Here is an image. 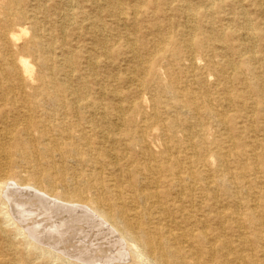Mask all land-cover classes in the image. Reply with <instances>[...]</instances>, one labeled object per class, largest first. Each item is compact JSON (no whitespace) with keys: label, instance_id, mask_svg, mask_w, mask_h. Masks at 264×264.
I'll return each instance as SVG.
<instances>
[{"label":"bare ground","instance_id":"bare-ground-1","mask_svg":"<svg viewBox=\"0 0 264 264\" xmlns=\"http://www.w3.org/2000/svg\"><path fill=\"white\" fill-rule=\"evenodd\" d=\"M17 1L3 0L5 5L4 12L1 13L2 16H21ZM111 1L116 4L115 0ZM199 1L200 3H198L202 6L208 0ZM257 1L264 5V0ZM64 2L67 3V9L64 13L68 16L73 10L71 8L72 0H64ZM223 2L224 0H212L208 3L212 6L213 12L209 11V8L201 10L202 8L199 5H187V7L182 6L180 8L187 16L195 18V20L199 17L201 21V18H203L204 22L212 27L217 19H221L213 15L219 12ZM101 4L103 5V3ZM10 12L12 13L8 14ZM118 12H122L119 6ZM137 12L139 13V11ZM241 19L244 30L243 35L234 33L231 35V39L233 42V40H240L245 36L247 43H242L245 53H243L240 63L235 61L237 64L230 61L226 62L223 58L226 62L225 67L230 72L227 79L235 76L236 81H238L242 78L246 87L257 93L264 91V82H262V85L259 82H246L239 75L241 70H247L255 74L257 65H260L264 70V59L252 53L255 43L260 40L264 41V24L257 23L254 25L251 16L246 12L243 13ZM18 21L23 20L19 18ZM29 22L31 27L22 28L21 30L24 35L28 34L27 29L32 31L30 38L24 43L22 54L19 57L9 55L4 60L7 65L6 75L12 76L13 80L8 81V83L0 80V90L2 92L0 94V126H2L0 128V140L3 143L15 142L17 146L13 150H7L6 146L0 143V208H2V213H0V236H4L6 240L8 238L7 234L9 233L2 226L5 224L3 222V218H5L16 229V236H20L25 241L24 245L29 255L38 259L43 258L45 263L50 261L53 264H129L131 262L138 264L147 259L145 258L146 255L138 253L135 249L141 248L146 250L149 260L160 261L162 264H209L203 256L208 254L213 257L217 252V245H215L211 236L209 237L207 234L210 230L209 224L213 219L212 202L216 198L213 171L218 172L217 170H220V172H223L227 178L226 180L235 179L237 181L239 179V183L242 186L246 184L249 189L260 185V198L264 200V181H259L256 178L258 174L264 175V157L257 158L256 162H253V166L250 167L249 172L247 171L253 177L246 180V177L250 176L246 175L247 172L235 174L225 170L226 167L230 166L231 160H234V164L236 163L239 166L245 165L244 160L241 159L243 154L237 151L238 145L232 138L233 136L230 135L221 139L216 135H212L208 139L204 138L199 145L206 146L205 148L198 153L186 154L181 157L182 148L188 149L195 146L193 133L179 130V126L177 127L176 123L172 121L164 124L157 122L162 127L159 139L165 141V145L160 153L161 156L152 155L150 163L146 165L147 174L150 178L146 185L134 179L128 194L123 189L112 186L113 184L110 185L108 181L103 180L98 175H86L84 177V174L77 173L71 178L73 187L69 192L57 191L53 184L58 179L64 181L65 175L62 174L61 167L59 168L52 161L54 157L59 156L58 154L64 155L65 151L74 152L78 155V158L75 159L77 162L87 163L88 160L82 158V147L90 151L89 147L95 145L101 148L100 151L106 160L116 159L118 155L115 154L117 153L116 149L104 148L107 141L114 139L116 124L112 125L111 122H108L106 113L103 114L102 118H99L96 115V111L99 110L97 104L89 99L83 89L80 91L71 87L70 77H72L71 73L74 65L73 58L55 56L53 34H48L50 42H47L41 27L38 26L39 24L34 20ZM3 24L9 28L12 23L11 21H5ZM183 33L186 37L183 49L190 56L194 69H196L198 63L196 57L193 56L194 51L198 50L201 52L199 55L210 58L215 53L217 44L221 42L218 36L217 38L197 39L194 32L189 28H186ZM1 38L17 42L22 39V36L11 33L9 29H6L0 34ZM167 42L166 37H162L161 40L156 42L157 51H163ZM35 51L40 54L37 60H40L41 65L49 69L46 76L38 72L30 60L27 59V52L33 54ZM177 52L180 53L181 49H177ZM224 56L227 57L225 54ZM147 65L148 63L139 67L138 72L150 73L151 67L149 65L147 67ZM261 80L264 81V79ZM166 88L174 95L176 105L179 108L187 107L191 109L193 115H198L202 103H198L197 97L193 96L187 88H182L180 85L173 83L171 85L167 84ZM227 101L241 107L245 115L249 113L244 101L233 97L228 98ZM209 102L208 100L203 104ZM255 108H258L256 103ZM208 113L222 123L228 120L230 123L235 124V118L228 115L227 109L223 111L211 109ZM131 115L127 119L130 126L126 129L127 134H124L126 136L124 140H131V148L135 149L148 141L150 131L157 124L155 120L157 115L150 116L149 114L148 116L139 104L133 106ZM70 117L76 118L79 122L85 119L83 125H77L79 126V135L75 131L77 121L72 122L69 120ZM139 122L142 125H139ZM188 125L195 131L203 126L199 119L194 124ZM103 128H106V130H103ZM96 132H99L97 136L95 135ZM178 133L184 135L180 145L174 141ZM76 140L81 142V150L75 147ZM122 140L123 138L119 139V141ZM25 143L29 144L27 149L23 148ZM172 143H174L173 146H171ZM25 161H27L26 164ZM42 166L45 167V169H42L43 171L41 170ZM23 167H26L29 172L21 170ZM244 169L247 170L248 168L244 166ZM23 173L29 175L25 176ZM239 183L232 182L233 187L229 184V188L238 189ZM159 187L162 189H159ZM164 187L174 188L177 194L172 195L169 191L164 190ZM240 195L236 191L233 197L239 199ZM185 202L192 206H195V202H199L200 209L209 208L208 214L204 215V219H200V222L193 227L195 229H191L190 232L183 231L179 227V222L173 218L176 211L183 212ZM245 204L247 205V203ZM246 207L247 213L244 216L247 220L256 222L264 219V213L256 211L259 206L248 205ZM261 208L264 210V204ZM226 217V210H222L220 219L226 220ZM166 220L170 221L172 225L167 224L165 227H161L160 225ZM240 221L241 219L237 222ZM181 223L189 225L190 222L185 220ZM199 225L204 226L200 232L196 228ZM143 237L145 238L142 239ZM146 238L147 240H145ZM197 242L205 245L206 250L202 246L187 249L191 243ZM255 242L258 243L259 240L256 239ZM246 244L247 241L243 237L239 241V247H244ZM219 246L223 250L231 251L233 249L230 243L226 241H222ZM233 262L235 264H255L252 259L241 255H235ZM14 263L11 262V264Z\"/></svg>","mask_w":264,"mask_h":264},{"label":"rangeland","instance_id":"rangeland-1","mask_svg":"<svg viewBox=\"0 0 264 264\" xmlns=\"http://www.w3.org/2000/svg\"><path fill=\"white\" fill-rule=\"evenodd\" d=\"M211 1H206L202 7L199 4V0H115L116 4L111 0H93V2L92 0H72L71 8L73 10L66 16L64 12L67 9V3L64 0H18L17 7L21 11V16H2L1 13L4 12L5 3L3 4V0H0V34L2 31L9 29L11 33L22 36V39L17 42L0 39V80H4L3 82L7 83L13 80L12 76L6 75L7 65L4 60L9 55L19 57L22 54L24 43L30 38L32 31L27 29L28 34L24 35L21 30L22 28H30L29 21L34 20L41 27L45 41L50 42L48 34H53L55 56L73 58L74 65L71 73L72 77H70L71 87L80 91L83 89L89 99L97 104L99 110L96 111V115L99 118H102L103 114L106 113L108 122H111L112 125L116 124L114 139L107 141L104 145V148L109 150L112 148L116 149L117 153L115 154H118L116 159L106 160L100 151L101 148L95 145L89 147L90 151L82 147V158H86L88 160L87 163L77 162L75 159L78 158V155L65 150L64 155L58 154L59 156L54 157L52 161L59 168L61 167L63 170L62 174L65 175L64 181L58 179L54 182L53 186L57 191L69 192L73 187L71 178L77 173L84 174V177L86 175H98L103 180L108 181L110 185L113 184L112 186H117L128 194L134 179L146 185L150 180L146 165L150 163L152 155L161 156L160 153L165 145V141L159 139L162 133V127L159 124L170 121L176 123L177 127L179 126V130L193 133L195 137V148H182L181 157L186 154L200 152L206 147L199 145L200 141L204 138L208 139L212 135H216L221 139L226 136H233L232 138L238 145L237 151L243 154L241 159L242 161L244 160L243 163L245 165L239 166L236 163L234 164V160H231L230 166L226 167L227 169L225 168V170L235 174L246 173L247 171L249 172L250 167L253 166L252 164L256 162L257 158L264 157V91L257 93L251 91L250 88L246 87L242 78L238 81H236L235 76L227 79L230 76V72L225 67L227 61L234 64L240 63L242 55L245 53L242 43H247V38L242 36L244 32L243 25H241L243 13L246 12L251 16L254 25L257 23L263 25L264 5L257 0H224L222 8L213 15L221 19H217L212 27L205 23L203 18H201V21L199 17L195 20V18L187 16L180 8L182 6L187 7V5H199L202 8L201 10L209 8V11L213 12L212 6L208 4ZM118 6L122 10L121 13L118 12ZM19 18L23 21H18ZM5 21H11L12 24L9 28L3 24ZM103 26L105 27L104 30ZM186 28L191 29L197 39L217 38L218 36L221 40L216 46L215 53L210 58L202 57L199 55L201 52L198 50L194 51L193 56L196 57L198 62L196 69L192 67L190 56L183 49L186 41L183 32L186 31ZM234 33L242 34L241 42L240 40H233L232 42L231 35ZM162 37H166L168 42L165 44L163 51L158 52L156 42L161 40ZM177 49H181V52L176 53ZM35 52L33 54L27 52V59L30 60L38 72L45 76L48 75V67L41 65L40 60H37L40 54ZM252 53L264 59L263 40L255 43ZM147 63L151 67V72H138L139 67ZM256 68L255 74L247 70H241L239 77H243L246 82H259L262 85L264 81L261 79H264V70L260 65H257ZM259 75L261 78H258ZM172 83L178 84L182 88H187L193 96L197 97V102L202 103L197 116L193 115L191 109L187 107L179 108L176 105L174 95L166 88L167 84L171 85ZM0 94H2L1 90ZM230 97L244 101L249 113L245 115L241 107L227 101ZM208 100L210 101L209 103L203 104V102ZM136 103L142 106L143 112L148 116L149 114L150 116L157 115L155 120L159 124L157 123L153 126L154 128L152 127L153 130L150 131L148 141L132 149V141L129 139L124 140L126 139L124 134H127L126 129L130 126L127 119L133 115L131 113L133 106L137 105ZM255 103L258 104V108H255ZM211 109L215 111L227 109L228 115L235 118V124L230 123L228 120L222 123L220 120L210 116L208 112ZM197 119L201 120L203 126L195 131L188 127V124H194ZM69 120L72 122L77 121L75 131L79 135V126L77 125H83L85 119L79 122L76 118L70 117ZM139 125H142V123L139 122ZM103 130H106V128H103ZM97 133L99 132L95 133L96 136ZM182 137H184L183 133H178L174 139L175 143L180 145ZM120 138H123V140L119 141ZM0 143H3V141L0 140ZM3 144L7 150H13L17 147L15 142ZM75 145L76 148L81 150V142L79 140L75 141ZM28 147L29 144L27 143L23 145L24 149ZM26 163L27 161H25ZM244 166L248 169L245 170ZM42 167L41 170L45 169L44 166ZM21 170L29 172L26 167L21 168ZM217 171H215L216 173L213 171L216 198L212 202L213 219L209 224L210 230L207 232L208 236H211L213 242L217 245V252L213 257L205 254L203 256L204 260L209 264H235L233 257L241 255L252 259L255 264H264V248H262L264 246V219L250 222L244 216L247 213L246 206L248 205L259 206L256 211L264 213L261 208L264 200L260 198V185L258 187H250L251 191L246 184L242 186L239 183V179L237 181L235 179V181L232 179L226 180L227 178L223 172ZM248 172L247 176L250 175ZM23 175L28 176L29 174L23 173ZM249 177L253 176L250 175ZM248 178L246 177V180L251 179ZM256 178L259 181H264L263 174H258ZM232 182H237L241 186L238 185V189H232ZM229 184L232 186L231 189ZM159 189L162 188L159 187ZM163 189L169 191L172 195L177 194L174 188L164 187ZM236 191H238V195L241 194L239 199L233 197ZM199 206V202H195V206L185 202L183 212L176 211L173 218L179 222V227L183 231L190 232L191 229H195L193 228L196 226L195 224H198L199 220L204 219V215L208 214L209 208L203 210ZM222 210L227 212L226 220L220 219ZM0 213H2V208H0ZM1 215L3 216V214ZM3 219L5 224L2 226L7 229L9 234H7V240L4 236H0V264H5V262L6 264H11V262H15L14 264H53L50 261L45 263L43 258L38 259L29 255L24 245L25 241L20 236H16V229L9 221L5 218ZM239 219L241 221L237 222ZM185 220L191 224L181 223ZM231 221L236 222L232 224L233 222ZM167 224L172 225L170 221L166 220L160 226L165 227ZM203 227L199 225L196 228L200 232ZM197 230L195 231L197 232ZM243 237L247 244L240 248L239 241ZM256 239L259 240L258 243L255 242ZM222 241L230 243L233 249L231 251L221 249L219 245ZM200 246L206 250V246L199 242L191 243L187 249L199 248ZM135 249L138 253L146 255L145 258H147L138 264H162L160 261L149 260L146 250Z\"/></svg>","mask_w":264,"mask_h":264}]
</instances>
